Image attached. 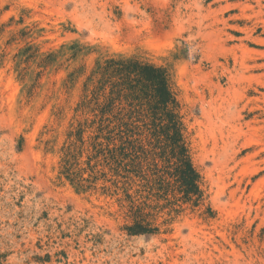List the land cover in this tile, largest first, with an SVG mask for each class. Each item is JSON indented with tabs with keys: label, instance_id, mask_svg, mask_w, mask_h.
<instances>
[{
	"label": "rangeland",
	"instance_id": "rangeland-1",
	"mask_svg": "<svg viewBox=\"0 0 264 264\" xmlns=\"http://www.w3.org/2000/svg\"><path fill=\"white\" fill-rule=\"evenodd\" d=\"M114 55L166 69L213 217L128 236L109 183L60 174ZM0 264H264V0H0Z\"/></svg>",
	"mask_w": 264,
	"mask_h": 264
},
{
	"label": "trees",
	"instance_id": "trees-1",
	"mask_svg": "<svg viewBox=\"0 0 264 264\" xmlns=\"http://www.w3.org/2000/svg\"><path fill=\"white\" fill-rule=\"evenodd\" d=\"M76 111L86 117L67 133L60 174L83 193L96 181L109 183L102 190L116 197L128 236L155 235L203 207L213 217L165 68L121 55L98 59ZM86 133L82 169L76 149Z\"/></svg>",
	"mask_w": 264,
	"mask_h": 264
}]
</instances>
